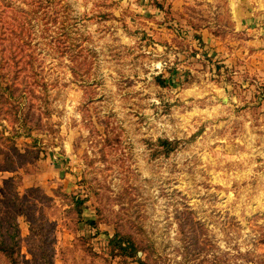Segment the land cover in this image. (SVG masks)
Here are the masks:
<instances>
[{
    "label": "rangeland",
    "instance_id": "374dc122",
    "mask_svg": "<svg viewBox=\"0 0 264 264\" xmlns=\"http://www.w3.org/2000/svg\"><path fill=\"white\" fill-rule=\"evenodd\" d=\"M64 3L83 52L43 48L46 88L19 100L37 159L0 172V264H140L117 232L145 264H264V0Z\"/></svg>",
    "mask_w": 264,
    "mask_h": 264
},
{
    "label": "trees",
    "instance_id": "16d2710c",
    "mask_svg": "<svg viewBox=\"0 0 264 264\" xmlns=\"http://www.w3.org/2000/svg\"><path fill=\"white\" fill-rule=\"evenodd\" d=\"M0 10V108L6 104L11 106L10 101L19 105L16 111L12 110V115L4 116L11 120L12 128L9 134L3 131L0 135V172H15L37 159V156L27 149L22 152L18 148L17 140L22 137L31 138L35 128H38L39 118L34 124L30 117L31 103H24L22 108L19 100L24 96H34L37 91H35L36 87L32 86H38L42 88L41 90L46 88V85L42 83L41 75L45 60L44 57L42 58V49L51 51L59 58L68 56L69 59L74 60L82 54L83 47L77 42L74 43L71 37L70 28L67 25L70 11L64 0H0ZM16 10L21 17L15 15ZM9 11H12L11 21L2 17ZM32 19L36 21L40 33L41 41L37 45L33 44L29 34ZM35 62H38L41 71L38 72L35 69ZM29 80H33L34 84H30ZM158 82L162 86L166 84V81L160 77ZM33 140L34 144L36 139ZM161 143L163 146H170V150H173L172 141L166 139L161 140ZM77 202L80 205L84 201ZM79 214L81 217V213ZM90 224L97 226L94 221ZM18 238L19 227L17 226L16 233L10 238L11 244L1 242L0 250L11 257L17 251ZM109 245L113 256L133 259L140 264H145L141 258H138L141 249L131 235L117 232L110 238Z\"/></svg>",
    "mask_w": 264,
    "mask_h": 264
}]
</instances>
